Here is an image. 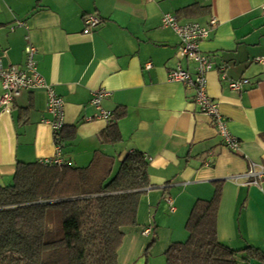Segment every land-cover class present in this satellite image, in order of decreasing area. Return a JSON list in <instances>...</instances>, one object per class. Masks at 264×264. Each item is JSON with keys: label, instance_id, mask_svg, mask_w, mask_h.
Masks as SVG:
<instances>
[{"label": "crops", "instance_id": "crops-1", "mask_svg": "<svg viewBox=\"0 0 264 264\" xmlns=\"http://www.w3.org/2000/svg\"><path fill=\"white\" fill-rule=\"evenodd\" d=\"M263 3L0 0L3 66L21 67L24 45L30 41L37 49L38 71L63 101L62 160L87 167L94 159L108 163L114 173L127 153L140 152L147 159L149 187L140 196L138 226L132 229L149 228L153 234L155 229H167L163 253L171 242L187 238L183 229L194 202L211 199L216 184L218 239L232 249L252 245L264 251V180L260 186L248 184L245 175L250 161L264 163ZM89 13L101 24L85 34L83 18ZM166 13L175 15L179 24L205 26L216 20L199 48L211 60L207 94L239 141L237 151L224 147L215 124L194 102V91L168 80L169 70L194 72L195 63L180 55L178 35L161 25ZM17 21L25 27L11 30ZM240 78L249 84L241 91L231 90L228 80ZM98 89L109 93L101 107L120 113L115 123L119 140L102 135L107 121L95 117L97 110L90 103ZM51 119L44 89L24 90L10 109L0 108L1 184L11 181L17 162L54 157ZM165 196L171 197L173 211ZM162 217L168 220L160 224ZM142 235L132 230L125 236L120 264H154L142 258Z\"/></svg>", "mask_w": 264, "mask_h": 264}, {"label": "trees", "instance_id": "trees-1", "mask_svg": "<svg viewBox=\"0 0 264 264\" xmlns=\"http://www.w3.org/2000/svg\"><path fill=\"white\" fill-rule=\"evenodd\" d=\"M119 114L112 112L102 133L109 141L120 139ZM65 139L63 127L61 149ZM147 164L136 151L127 153L114 173L94 159L87 167L52 159L17 162L11 181L0 183V264H120L125 236L145 230L132 228L138 226L140 196L149 187ZM219 200L216 184L211 199L194 202L185 222L187 238L167 246V264H264L261 249L236 250L218 239Z\"/></svg>", "mask_w": 264, "mask_h": 264}, {"label": "built area", "instance_id": "built-area-1", "mask_svg": "<svg viewBox=\"0 0 264 264\" xmlns=\"http://www.w3.org/2000/svg\"><path fill=\"white\" fill-rule=\"evenodd\" d=\"M260 8L264 14V3ZM83 22V32L90 34L101 24V19L89 13L84 16ZM215 23L216 20L212 18L208 25L205 26L197 22L179 24L176 16L173 14L166 13L162 16L161 25L171 28L180 39V55L195 63L194 72L177 67L168 71L167 78L169 81L180 82L185 88L194 91V102L200 111L215 124L224 147L235 152L239 149V141L231 135L227 122L219 111L218 104L207 94V72L211 68V60L209 55L204 54L199 48L200 42L208 36L210 29ZM15 26L25 27V23L23 21H17L14 25L10 26V29H14ZM23 50L25 57L21 67L15 65L4 67L2 59L0 58V108L10 109L15 97L24 90L44 89L47 96V111L52 116V119L49 121L53 132L55 147V155L52 158V162L59 164L63 161L60 156L61 147L59 144V133L64 126L63 101L54 86L46 82L38 71L37 61L35 59L37 53L36 47L30 41H27ZM150 66L147 63L145 68H149ZM222 77L224 78L225 75L222 74ZM247 84H249L247 78L228 80V87L235 91H241ZM108 95V91L98 89L92 92L90 100V103L97 110L95 117L105 121L110 119L112 111L104 110L101 107V100ZM245 175L248 179V184L260 186V183L264 180V167L259 163L250 161ZM165 201L168 203L170 210L173 211L174 206L171 197L165 196ZM148 233V229L143 231L144 235Z\"/></svg>", "mask_w": 264, "mask_h": 264}, {"label": "rangeland", "instance_id": "rangeland-1", "mask_svg": "<svg viewBox=\"0 0 264 264\" xmlns=\"http://www.w3.org/2000/svg\"><path fill=\"white\" fill-rule=\"evenodd\" d=\"M165 215H166V213H165ZM166 220H168V218L162 217V219L160 220V224L166 223ZM175 230H179V229H175ZM183 230L187 233L185 227ZM152 234L153 233L151 232L148 235H142L143 239L145 240L144 241V247H143L142 253H141L142 258L144 261H146V259L147 260L149 259V262H151V263L154 262V264H167L164 253L162 252L163 247L161 246V243L167 239V236H168L167 229H155V234H153V235ZM156 235L158 236L157 238H156ZM159 237H160V239H159ZM152 238H154V239L156 238V239L151 243L150 247L148 248V254L150 256L148 255L147 258L145 259L143 254L145 252V249H146L148 243L151 241Z\"/></svg>", "mask_w": 264, "mask_h": 264}, {"label": "water", "instance_id": "water-1", "mask_svg": "<svg viewBox=\"0 0 264 264\" xmlns=\"http://www.w3.org/2000/svg\"><path fill=\"white\" fill-rule=\"evenodd\" d=\"M250 263H252V261H250Z\"/></svg>", "mask_w": 264, "mask_h": 264}]
</instances>
